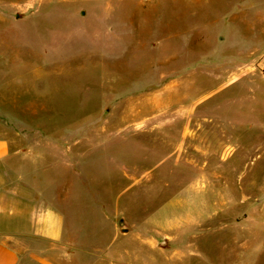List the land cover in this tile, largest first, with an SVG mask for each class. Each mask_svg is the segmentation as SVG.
<instances>
[{
  "label": "rangeland",
  "instance_id": "374dc122",
  "mask_svg": "<svg viewBox=\"0 0 264 264\" xmlns=\"http://www.w3.org/2000/svg\"><path fill=\"white\" fill-rule=\"evenodd\" d=\"M0 123L120 250L160 229L223 264L253 234L264 264V0H0Z\"/></svg>",
  "mask_w": 264,
  "mask_h": 264
},
{
  "label": "crops",
  "instance_id": "0c3cea01",
  "mask_svg": "<svg viewBox=\"0 0 264 264\" xmlns=\"http://www.w3.org/2000/svg\"><path fill=\"white\" fill-rule=\"evenodd\" d=\"M8 128L15 129L13 135L7 132ZM28 138L21 135L16 124L0 123V264H75L73 259L81 255L93 257L94 261L82 260L79 264H99L96 260L101 258L107 260V264H167L162 250L173 246L179 256L175 264H193L194 260L211 264L209 252L182 250L179 236L167 230L159 229L155 235L141 237L140 245L151 251L149 255L145 254L146 250H139L140 253L126 247L120 250L115 245L121 234L116 222L111 226L106 221V228H111L108 230L103 228L100 219L94 223L87 217L86 221L81 220L79 196L67 191L68 179H65L66 184H59L57 190L52 187L53 178H49L46 189L38 186L37 170H33L36 155L31 151L38 140ZM44 141L53 149V140ZM46 174L52 177L49 171ZM253 220L259 222L227 218L222 220V225L249 229L247 223ZM249 235L238 238L241 244L238 250L230 251L231 256L227 253L229 248L223 251V264H257V254L262 251L261 248L253 251V234ZM163 240L167 241L166 245L162 244Z\"/></svg>",
  "mask_w": 264,
  "mask_h": 264
},
{
  "label": "water",
  "instance_id": "95a60500",
  "mask_svg": "<svg viewBox=\"0 0 264 264\" xmlns=\"http://www.w3.org/2000/svg\"><path fill=\"white\" fill-rule=\"evenodd\" d=\"M119 223H120V227H121V229H123V231H125V232L129 231V226L126 223L125 218H121L120 221H119ZM166 243H167L166 240H163L162 241V244L163 245H166Z\"/></svg>",
  "mask_w": 264,
  "mask_h": 264
}]
</instances>
